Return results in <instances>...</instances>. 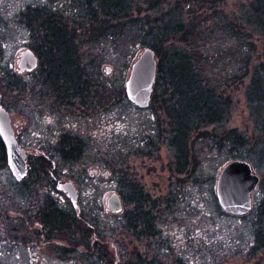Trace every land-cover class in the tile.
Wrapping results in <instances>:
<instances>
[{"label": "rangeland", "instance_id": "obj_1", "mask_svg": "<svg viewBox=\"0 0 264 264\" xmlns=\"http://www.w3.org/2000/svg\"><path fill=\"white\" fill-rule=\"evenodd\" d=\"M62 1L0 0L2 70L19 73L17 59L20 52L35 43L30 26L27 25V21L23 22V14H27L32 7L44 3L59 6ZM152 1L155 0L140 4V9L135 6L131 19H138L137 24L142 29L138 26L131 30L125 29L122 36L124 39L121 42L109 40L110 42L97 43L91 41V38L76 37L82 62L89 68L87 73L91 78H95V81L111 84L114 88L123 87L125 92V83L132 63L144 48H152L150 44L155 43L158 46V61L164 57V62H167V57H172L173 63H177L175 53L183 48L186 49L188 44L180 38H171L164 42L159 41L158 36L156 40L151 39L146 32L149 29L146 26V18L151 16L152 19L159 21L157 25L155 24L157 28L165 27L169 32L172 22L174 27L176 26L177 12L181 13L186 20L190 18L187 21L190 23L193 11L198 10L200 27L197 26L196 31L199 29L197 38L201 41L198 43L196 40V42L203 48L207 57L204 73L210 80V77H216L213 81L220 86V90L226 92V99L231 102L226 124L225 116L223 119V130L235 129L246 145L237 149L241 151L230 157L226 149L218 152L199 141L194 151L191 150L193 153L191 162L195 163L194 177H186L185 174L174 172L173 151L166 142L169 137L170 119L162 109V100L166 99L162 97L165 90L162 84L158 86L157 102L152 103L148 109L141 110L126 104H117L108 111H103V109L95 111L97 105H89L82 108V111L79 110L77 115L91 121L81 124L75 122V126L72 127L75 116L69 113H75V107L60 106L43 85H38L40 81H37L36 73L22 74L28 82V89L19 96L2 91L0 99L10 113L20 144L31 152L34 164L31 176H28L23 183L16 182L7 163L5 166L0 165V264H87L81 261L77 253L73 256V252H64L63 247L72 244L69 235L53 234L52 240H46V246L42 249H35L31 246L40 245V241L33 242L31 238L28 242L27 239L30 237L27 236L28 227H20L22 222L28 220L34 228V220H29L23 210L30 211L31 202L37 199L40 193L44 194L42 197L46 205L48 198L52 197L61 210L72 211L73 209L67 196L58 192L52 182H41L36 171L39 166L37 157L40 153V143L43 142V138L51 137L52 135L47 132L54 131V129L55 131L60 130L63 135L64 133H77L87 142L88 137L91 138L93 135H105L106 140H111L123 132L122 137L125 141L123 145L127 147V150L123 148L126 156L122 157L124 170L121 171L127 172L131 178L136 179L143 187V191L150 195L152 205H156L153 214L156 216L159 235L157 239L135 243L137 247L135 251H139L142 257L155 258L161 264H181L178 259H186L188 254L180 256L181 254L175 247L184 244L188 235L199 236L202 233L209 238L212 236L218 238V233H222L224 237L234 238L239 231L240 224H242V230H248V222L245 223V221L248 219L250 221L255 216L254 213L244 221H239L234 216L222 215L220 210L224 211L216 197V183L220 170L228 162L237 159L249 162L264 182L262 152L264 149V111L258 113L250 107L248 86L250 79L241 78L244 71L240 70L246 63L244 62L246 57H248V67L245 73L250 72L256 62L264 63V12L262 9L256 10V0H168L160 2L156 9L149 10ZM61 11L62 14L65 13L62 9ZM169 18H173L172 22ZM68 27V30H71L69 24ZM144 34L148 38L142 42ZM230 34L242 37L244 46L241 51L236 42L229 37ZM230 53L235 54V60H229ZM233 57L231 56L232 59ZM107 68H111L110 73L107 72ZM254 72L252 71L251 75ZM176 89L181 91L180 86ZM50 118H54V122L57 121L58 127L54 126L55 123H51ZM120 126L116 134L117 130L114 132V129ZM156 126L158 129L162 128L163 131L160 136L158 133L156 144H150L151 139H147L141 149H135L133 144L140 143L145 136L150 137L153 129L158 130L155 129ZM257 143L259 145L255 146ZM106 145L109 147L108 144ZM94 146L96 147L95 143ZM95 149L87 148L85 156L75 161L74 164H63L57 159L60 167L56 170V176L59 179L75 180L81 206L94 205L99 201L102 203L103 210L107 212L106 197L114 192L120 195L123 186L112 178V174L105 167H102L101 172L95 175V170L99 167L95 162ZM140 150L143 151L140 152ZM105 172L109 175L104 176ZM262 196L259 188L254 195L253 212L258 209ZM123 204L124 211L128 210V204L125 205L124 202ZM20 216L24 217L18 219ZM110 220L111 218H108L106 222ZM13 229L17 232L20 229L19 236L14 233ZM245 235L243 234V237ZM14 237L19 240L13 242ZM20 238L25 241L23 242ZM79 249L83 250L84 247L81 246ZM231 249L221 250L222 256L212 253L211 259L206 252L189 253V255L192 256L194 262L203 258L207 264H254L256 260H261L260 256L256 258L254 254L240 260L232 254ZM135 255L130 254L129 257L134 258ZM249 259L251 262L247 261ZM227 260H229L228 263H226Z\"/></svg>", "mask_w": 264, "mask_h": 264}, {"label": "trees", "instance_id": "obj_2", "mask_svg": "<svg viewBox=\"0 0 264 264\" xmlns=\"http://www.w3.org/2000/svg\"><path fill=\"white\" fill-rule=\"evenodd\" d=\"M148 1L63 0L59 6L40 3V6L32 7L27 14H23V22L27 21L35 39V43L30 48L40 60L38 69L34 71L37 74V81H40L38 85H43L48 93L55 97L60 106L75 107V113L69 114L75 116L76 123L81 124L80 119L84 118L77 115L78 111L89 105H97L95 111L99 109L108 111L117 104L135 107L127 100L122 86L120 89L114 88L111 84H103L90 77L87 73L89 68L83 64L79 54L76 37L91 38V41L97 43L110 42L109 40L121 42L124 39L122 36L125 29L131 30L135 26L142 29L137 24L139 20L131 19V15L135 6L140 9V4ZM166 1L168 0L150 2L152 5L149 10L156 9L160 2ZM256 3V10L262 9L264 12V0H256ZM61 9L65 13L62 14ZM192 15V21L188 23L190 18L186 20L181 13L177 12L178 21L175 22V27L172 22L173 18H169L172 22V25L169 24L171 26L169 32L165 27L157 28L156 25L159 21L152 19L151 16L146 18V26L149 27L146 32L151 39L156 40L158 36V40L164 42L171 38H180L181 41L188 44L186 49L183 48L175 53L177 63H173L172 57H167V62H164V57L159 60L157 83L152 101V103L157 102L159 98V84L165 86L162 97L166 99L162 100V109L170 119L169 137L166 142L173 151L174 172L185 174L186 177H194L195 163L191 162L193 157L191 152L194 151L199 141L218 152L226 149L230 157L241 151L237 149L246 145L235 129L223 130V119L225 116L226 124L231 102L226 99V92L220 90V86L213 81L216 77H210V80L204 73L207 57L203 48L198 44L201 41L197 38L199 29L196 31V27H200L199 11H193ZM68 24L71 30H68ZM232 35L230 34L229 37L236 42L241 51L244 46L242 37ZM147 38L148 36L144 34L142 42H145L143 40ZM150 46L158 57L157 44L152 43ZM240 51L238 53L241 55ZM1 52L2 49H0V54ZM234 55V53L229 54L230 61L235 60ZM231 56H234L233 59ZM247 60L248 57L244 60L246 62L244 65L241 63L243 66L240 70L244 71L241 78L250 79L248 84L250 107L261 113L264 111V63L256 62L250 72L245 73L248 67ZM2 68L0 63V92L4 91L19 96L28 89V82L21 74L9 73ZM252 71L255 72L251 75ZM178 86L181 87V91L176 89ZM0 105L3 106L1 99ZM71 112L73 111L71 110ZM75 121L72 122V127L75 126ZM120 128L121 126L116 127L114 132L117 130L116 134H118ZM155 129H158V126ZM152 132L150 137L149 135L148 138L145 136L140 143L133 144L134 148L141 149L147 139H151L150 144H156L158 133L159 136L163 133L162 128L157 131L153 129ZM122 134L123 132L111 140H106L105 135L99 134L100 142L94 140L97 136L94 135L93 138L88 137L87 142L77 133H64V135L60 134L54 142L49 143V149H46L49 153L48 157L59 158L63 164L79 161L85 156L87 148L90 150L92 147L96 148L94 156L98 168L108 169L112 178L123 186L120 196L125 205L128 204L129 209L120 214H109L103 210L102 203L97 201L94 205L84 207L79 204V207L75 208V212L74 209L65 211L59 208L54 198L49 197L47 205L45 204L46 210L41 217V221L47 228L46 238L52 240L53 234H64L73 239L75 227V254L77 253L84 263L161 264L155 258L142 257L139 251H135L137 250L136 242L157 239L159 230L156 226V216L153 214L156 205H152L150 195L143 191V187L136 179L131 178L127 172L121 171L124 170L122 157L126 156V153L123 152L125 141ZM258 145L259 143L255 144V146ZM40 148L38 157L43 152L42 146ZM125 149L127 150V147ZM142 151L140 150V152ZM262 152L264 155V149ZM41 157L44 155L42 154ZM6 163V149L0 138V165L5 166ZM46 167L49 170L52 169L51 171L56 174V170L60 166L49 163ZM43 168V166H38L37 173L44 172ZM260 189L263 196L258 209L248 215L237 217L239 221H244L254 213L255 216L250 221L249 219L245 221V223L248 222L247 231L242 230V224H240L239 231L234 238L224 237L222 233H218V238L214 236L209 238L202 233L199 236L190 234L186 237L184 244L175 247L181 254L180 256L188 254V258L178 259V262L181 264L187 262L188 264H207L203 258L194 262L189 253L206 252L211 259L212 253L221 255V250L227 251V248H232V254L238 259L241 260V258L244 259L254 254L256 258L261 257V260H256L254 264H264L263 180ZM220 212L226 217L231 216L221 210ZM108 218L111 220L107 223ZM243 234H246L245 237ZM81 246L84 247L83 250L79 249ZM63 249L66 253L72 252L71 246L63 247ZM130 254L136 255L131 258ZM108 255L109 257H107ZM247 261L251 262V259Z\"/></svg>", "mask_w": 264, "mask_h": 264}, {"label": "water", "instance_id": "obj_3", "mask_svg": "<svg viewBox=\"0 0 264 264\" xmlns=\"http://www.w3.org/2000/svg\"><path fill=\"white\" fill-rule=\"evenodd\" d=\"M38 57L31 49L21 53L18 67L21 73L33 72L38 67ZM158 62L152 48H145L132 63L125 83L128 100L140 109L150 106L157 79ZM111 72V68L107 69ZM0 137L5 144L7 163L16 181L21 182L29 172L27 153L20 146L12 119L5 107L0 105ZM261 177L253 171L252 165L244 160H233L220 171L216 183V197L224 212L243 216L251 212L253 193L258 189ZM64 192L75 208L78 207L79 193L71 181L60 182L57 186ZM106 209L110 213H120L123 203L116 192L106 197Z\"/></svg>", "mask_w": 264, "mask_h": 264}, {"label": "flooded vegetation", "instance_id": "obj_4", "mask_svg": "<svg viewBox=\"0 0 264 264\" xmlns=\"http://www.w3.org/2000/svg\"><path fill=\"white\" fill-rule=\"evenodd\" d=\"M50 120L52 121L51 123H55L54 124L55 127H58L57 126V121L54 122V118H50ZM90 121L91 120L90 119H87V118H84L83 120H81V122H90ZM76 124H78V122ZM47 133H50V135H52V136L51 137H47V138H43V142L40 143V146H42V151L43 152H41L40 157H37V164L39 166H43L44 167L43 168L44 169V172L39 173V178L38 179L41 182H43V183L50 181V182H52L54 184L53 186H55L57 188L59 178L56 176V174H54L51 171L52 169L49 170L46 166L49 163H51L53 165L58 164V160L60 162V159L59 158H53V159H51L50 157H48L49 156V153L46 151V149H49V143L54 142L58 138V136H60V134H62V132L60 130H58V129H56V131H55V129H54V131L47 132ZM93 137H94V135L92 136V138ZM17 138H18V135H17ZM100 139H101L100 136H98V137L95 136V139L94 140L97 141V142H100ZM94 140H93V143H95ZM18 141H19V139H18ZM23 148L25 149V151L27 153V162H28V165H29V170L31 171L33 169L32 165L34 164L33 161H32V158H31V152H29V150L27 148H25V147H23ZM42 154L44 155V157H41ZM74 163H75V161L73 162V164ZM54 169H55V167H54ZM100 172H101V169L100 168H97L95 170V175H98ZM28 176H31V173H29ZM28 176L26 177V179L28 178ZM48 178L50 180H48ZM26 179L23 180L22 182H18V183H23V182L26 181ZM66 180L73 181L74 185L76 186L75 180H72V179H66ZM44 193L46 194L47 192L45 191ZM42 195H44V194L43 193L42 194L40 193V195H38V198L37 199L35 198L31 202V205L29 206L30 211L29 210H26V209L23 210V212L26 214V216L29 217V220H32V219L34 220V222H33L34 228L32 227L31 223L28 220H26V221H24V222H22L20 224V227L21 228L24 227V226H27L28 229H29V233L27 234V236H30L29 239H27L28 242H29V240L31 238H33V240H34L33 242H36V240L40 241V245L37 246L36 244H33V246H31V248H35V249L36 248L42 249L43 246H46L45 243H46V240H47V238H46V229L47 228H46L45 224L41 221L42 214H43L44 210H46V205H45L46 202L43 200ZM74 212H75V208H74ZM21 217H24V216H20V218H18V219H21ZM25 219H27V218L25 217ZM13 230H14V233L15 234L17 233V235L19 236L20 229H19L18 232H17L16 229H13ZM73 233H74V237L71 240L72 241V244H70V246L72 247V252H73V256H74L75 255V253H74L75 252V227H74V232ZM17 240H19V239H16V237L12 238V241L13 242H16ZM20 240H22V238H20ZM22 241L24 242L25 239L22 240ZM45 249H46V247H45ZM107 257H109V255Z\"/></svg>", "mask_w": 264, "mask_h": 264}]
</instances>
